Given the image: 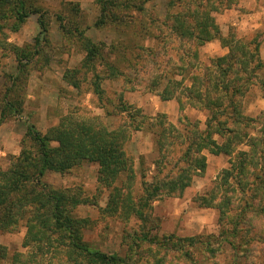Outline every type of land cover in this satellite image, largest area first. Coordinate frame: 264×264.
<instances>
[{
	"label": "rangeland",
	"instance_id": "obj_1",
	"mask_svg": "<svg viewBox=\"0 0 264 264\" xmlns=\"http://www.w3.org/2000/svg\"><path fill=\"white\" fill-rule=\"evenodd\" d=\"M100 1L24 0L26 6L21 13L29 15L20 21L16 0H4L0 7V172L15 165L25 166L35 177L40 168L38 145L29 133L46 139L47 150L57 164L64 154L55 152L60 139L80 138L81 130L87 127L93 132L98 128L110 132L136 126L138 131L132 132L125 144L133 165L127 174H121L116 188L123 193L130 189L135 199L156 179H172L188 167L198 173L191 178L190 187L183 193H160L156 201L147 204L152 205V219L158 221L155 232L162 238L176 237L175 246L178 239L217 235L218 208L223 194L229 196L231 191L225 183L234 155L213 158L202 146L192 147L191 155L202 161L205 158L203 172L199 169L201 160L198 164L189 163L188 158L182 161L185 139L193 141L196 130L203 131L208 118V113L198 107L200 100L188 95L186 89L198 82L203 90L218 74L215 59L228 55V49L220 50L217 43L213 44L215 40L203 46L186 38L180 41L172 23L174 19L181 21L186 0H173V4H168L170 0H151L145 3L143 15L119 9L109 17L102 14ZM193 6L199 8L191 13ZM185 11V25L191 31L204 25L210 33L217 29L220 37L234 47L241 44L253 50L259 45L260 59L264 60V0H188ZM125 13L137 21L128 26L120 18L113 19ZM88 42L96 52L90 60ZM85 62L89 67L84 66ZM237 69L240 71L239 66ZM253 83L240 98L242 113L251 120L261 112L264 117L262 90ZM172 87L174 98L163 101ZM166 126L173 131L162 133ZM249 134L255 135L253 131ZM240 141L243 143L235 153L248 149L246 142ZM99 176L96 164L81 162L63 174L47 171L37 182L46 190L79 201L71 209L72 218L91 223L83 232V241L90 250L136 262L130 246L141 222L124 211L105 212L112 188L104 187ZM233 195L241 198L237 190ZM142 197L145 199V195ZM29 213L14 232L0 234V245L7 248L9 258L27 254L33 263L30 253L34 256L36 249L23 247ZM252 223L264 226V216L258 215ZM250 230V243L235 239L237 252L224 247L213 258L202 250L194 251L192 256L199 264H264V228L251 226ZM55 233L53 239L58 240L39 252L40 264H64L57 261L55 250L63 240ZM144 249H138V264H150L152 260L145 258ZM164 256L167 264H189L176 253Z\"/></svg>",
	"mask_w": 264,
	"mask_h": 264
},
{
	"label": "trees",
	"instance_id": "obj_2",
	"mask_svg": "<svg viewBox=\"0 0 264 264\" xmlns=\"http://www.w3.org/2000/svg\"><path fill=\"white\" fill-rule=\"evenodd\" d=\"M149 1L151 0H101L100 5L102 14L105 16L107 13L108 17L119 9L143 15L146 9L145 3ZM3 2L4 0H0V7ZM16 2L18 5L16 14L20 21H24L29 15V13H21L25 9V2L24 0H16ZM187 2L188 0L182 8L184 15ZM173 3V0L168 2V4ZM193 7L191 13L199 8ZM184 15L181 21L174 19L172 23L175 24L174 30L180 41L186 38L188 41L195 40V45L203 46L218 40L223 47L228 49V55L215 59L214 64L218 74L214 79H210L205 87H202L203 90L200 89L198 82L192 83V86L186 89L188 95H195L200 100L197 103L198 107L208 113V118L204 130H196V138L193 141L185 139L187 147L182 157L183 162H186L188 158L189 163L198 164L201 160L199 169L203 172L206 164L205 158L203 157L202 161L201 158L198 159L191 155L192 147L202 146L216 156L234 155L228 182L225 183L226 187L230 186L231 195L223 194V202L218 208L220 213L218 234L209 235L206 238L197 236L178 239L179 244L175 246L173 241L177 239L176 237L170 235L162 238L155 232L158 229V221L152 219V205L147 206V204L150 201H156L160 193L166 195H172L175 192L183 193L186 188L190 187L191 178L193 179V176L198 173L190 171L188 167L177 172L172 179H156L150 188L143 190L145 199L143 195L134 199L130 189L123 193L122 189L116 188L115 184L120 180L121 174H127L129 166L133 165L132 159L127 155L125 144L130 141L132 132L138 131V127L133 126L132 129L126 128L127 130L119 128L110 132L104 128H98L96 132L91 131L90 127L83 128L80 138L60 139L59 150L56 149L55 152L60 155L64 151V154L57 164L47 150L46 139H42L36 133H29L31 139L38 145L40 168L34 173L35 177H32L33 174H30L25 166L15 165L8 171L0 172V234L14 232V228L21 225L20 222L26 214L32 212L26 219L28 231L23 247L34 248L36 253L34 256L30 253V259H34L31 263L27 254H15L9 258L7 248L0 245V264H40L39 252L43 247L48 245L50 247L54 240H58L53 239L55 232L59 233L58 238L63 240V245H58L57 250L52 247L51 250L58 252L57 261L64 264H138L141 257L138 249L141 246L145 248V258L152 259L150 264H167L164 259L166 253H176L183 259H187L189 264H199L192 256L194 251L202 250L208 258H213L215 253L224 247L237 252L236 238L246 245L251 241L248 237L251 226L264 228L263 224L252 223L258 215L264 216V117L262 113L254 120L244 117L240 99L255 84L253 80L262 90L264 97V60L260 59L259 45H255L253 50L247 45L239 46L241 45L239 43H237L238 47H234L231 42L220 37L217 29L210 33L206 31L204 25L191 31V27L185 25ZM118 18L121 23L128 26L137 21V18L129 13L113 19L117 21ZM87 44V48L89 46L87 58L90 60L96 52L91 43ZM224 63L226 66L223 65ZM84 66L89 67L87 62ZM174 90L172 87V92L163 101L172 100ZM244 121L247 122L244 123ZM170 129L172 132L171 126L162 127V133L167 134L166 132H170ZM252 131L255 135L249 134ZM214 137L219 139H213ZM240 140L246 142L248 149L235 153L236 147L243 143ZM81 162L96 164L99 167L100 183L107 189L112 188V195L105 212L115 214L117 210L124 211L127 216L135 217L141 222V228L132 234V245L130 246L132 258L135 257L137 263L133 260L126 261L114 255L106 256L98 251L90 250L83 241V232L90 228L91 223L72 218L71 209L79 205V201L63 193L46 190L40 182H37L47 171L63 174ZM34 178H36L35 181ZM236 190L241 193V198L233 195ZM226 192L228 190L224 191L225 194ZM248 192L252 195L248 196ZM237 198L242 202L239 203ZM28 207L33 208L28 211ZM236 207L239 208L234 213ZM226 213H228L227 217H225ZM151 224H154L153 228L150 227ZM216 242H218L217 245ZM153 253L154 255L151 256ZM241 256L243 255L238 257ZM80 258H83V261H80Z\"/></svg>",
	"mask_w": 264,
	"mask_h": 264
},
{
	"label": "crops",
	"instance_id": "obj_3",
	"mask_svg": "<svg viewBox=\"0 0 264 264\" xmlns=\"http://www.w3.org/2000/svg\"><path fill=\"white\" fill-rule=\"evenodd\" d=\"M214 43H217V44H218V46H219L218 48H219L220 50H222V51L225 50V49L227 50V48H225V47L222 46V44H221L220 41L215 40V42H213V44H214ZM262 98H263V100H264V97H263V96H262ZM261 113H262V112H261ZM208 153H209L213 158H215V157H219V156H224V155H218V156H216V155L211 154L210 152H208ZM206 160H207V159H206Z\"/></svg>",
	"mask_w": 264,
	"mask_h": 264
}]
</instances>
